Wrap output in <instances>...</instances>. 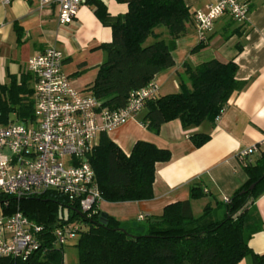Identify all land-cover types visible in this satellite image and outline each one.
<instances>
[{
	"label": "trees",
	"instance_id": "obj_1",
	"mask_svg": "<svg viewBox=\"0 0 264 264\" xmlns=\"http://www.w3.org/2000/svg\"><path fill=\"white\" fill-rule=\"evenodd\" d=\"M127 10L110 16L100 0H87L97 18L110 27L111 40L96 48L104 52L94 80L86 86L103 106L123 107L129 95L152 81L157 73L174 65L172 51L176 39L184 36L194 13L183 0H116ZM164 28L167 38L159 29ZM205 46L201 40L192 51ZM177 73L179 91L158 95L145 102L140 122L158 133L162 124L179 120L183 128L198 127L214 121L226 107L234 92L245 86L235 78L233 60L203 61L195 67L182 64ZM32 75L10 77L0 86V123L10 120L26 122L33 118L34 90ZM195 147L203 145L209 135L190 136ZM170 159L167 149L146 141H136L128 155L101 133L87 156L94 171L101 200L126 202L152 197L154 165ZM247 181L225 201L205 204L195 216L192 199L204 195L198 186L190 188L189 199L169 203L158 216L146 219L145 233L134 234L113 216L84 213L75 202L53 192L16 199L0 193V214L21 211L28 219L44 226L38 235L40 246L27 258H3L0 264H63V246H55L49 233L54 225L78 222L83 226L74 246L78 264H237L249 257L251 264H264V252L249 245L251 235L262 227L252 207L264 194V149L253 162H240ZM255 183L249 190V186Z\"/></svg>",
	"mask_w": 264,
	"mask_h": 264
},
{
	"label": "crops",
	"instance_id": "obj_2",
	"mask_svg": "<svg viewBox=\"0 0 264 264\" xmlns=\"http://www.w3.org/2000/svg\"><path fill=\"white\" fill-rule=\"evenodd\" d=\"M209 1L183 0L192 13L205 11ZM240 1L249 8L244 22L222 15L200 39L192 21L186 34L175 41L174 65L154 77L160 96L176 93L179 91L177 73L183 72L184 62L193 68L210 59L233 60L237 66L235 78L244 81L245 86L230 96L216 120L192 128H183L179 120H171L162 124L158 133H153L140 122L144 107L135 118L105 132L126 155L138 140L170 152L168 161L154 165L150 199L98 204L100 211L108 212L121 224L130 221V227L137 231L135 234L145 233L146 219L158 216L165 205L189 199L192 186H198L204 193L199 199L190 200L192 212L197 216L205 204L214 205V200L223 202L248 179L237 155L264 138V0ZM100 2L110 16L127 10L125 3L116 0ZM158 32L167 38L164 28ZM110 40V27L97 18L90 3L79 8L72 23L59 25L54 4L39 8L36 0H0V86L7 85L11 76L19 79L22 74H30L25 69L27 60L53 46L64 55L63 71L72 85L85 89L104 60V52L96 47ZM201 40L205 46L192 51ZM30 85L33 87V77ZM198 132L208 134L209 139L195 147L190 136ZM256 157L253 154L251 159L254 161ZM248 207H252L262 222V227L251 235L249 245L262 253L264 194ZM139 215L142 220L138 219ZM63 264H78L77 255L72 252L64 255ZM237 264H251V260L245 257Z\"/></svg>",
	"mask_w": 264,
	"mask_h": 264
},
{
	"label": "built area",
	"instance_id": "obj_3",
	"mask_svg": "<svg viewBox=\"0 0 264 264\" xmlns=\"http://www.w3.org/2000/svg\"><path fill=\"white\" fill-rule=\"evenodd\" d=\"M36 2L39 8L56 5L59 25L72 23L79 8L87 4V0ZM248 13V5L240 0H210L205 11L194 13L193 22L203 39L222 15L242 23ZM63 59L62 51L50 46L26 62L25 69L33 77V118L0 123V193L20 199L53 192L89 214L101 201L94 171L87 161L92 146L101 133L135 118L145 102L157 98L159 86L153 79L132 92L123 107L111 109L89 90L72 85L63 71ZM260 149H264V138L241 150L238 161L253 162L251 156ZM138 219L143 217L139 215ZM82 228L74 221L54 225L49 233L55 246H64L76 240ZM43 231V225L19 210L0 214V259L27 258L39 248L38 235Z\"/></svg>",
	"mask_w": 264,
	"mask_h": 264
},
{
	"label": "rangeland",
	"instance_id": "obj_4",
	"mask_svg": "<svg viewBox=\"0 0 264 264\" xmlns=\"http://www.w3.org/2000/svg\"><path fill=\"white\" fill-rule=\"evenodd\" d=\"M106 201H100L99 203H105ZM101 212L102 213H104V214H106V215H108V212H106V211H104V210H101ZM134 222V221H133ZM137 222V221H136ZM135 223V222H134ZM123 224V223H122ZM136 224H140V223H136ZM124 225V227L126 228V229H128L131 233H137V231L136 230H134V228H131L130 227V221L129 222H126V223H124L123 224ZM83 229V228H82ZM74 242H75V240H73V241H71V242H69V243H67L66 245H64L63 246V253H64V255H66L67 254V256H69V254H70V252H72L73 254H76L77 256H78V250H77V247L76 246H74ZM64 255H63V259H64Z\"/></svg>",
	"mask_w": 264,
	"mask_h": 264
},
{
	"label": "water",
	"instance_id": "obj_5",
	"mask_svg": "<svg viewBox=\"0 0 264 264\" xmlns=\"http://www.w3.org/2000/svg\"><path fill=\"white\" fill-rule=\"evenodd\" d=\"M255 183H252L250 186H249V190H251L253 187H254Z\"/></svg>",
	"mask_w": 264,
	"mask_h": 264
}]
</instances>
